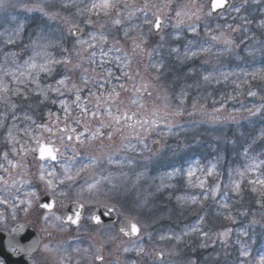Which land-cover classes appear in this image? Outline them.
<instances>
[{
    "label": "rangeland",
    "instance_id": "rangeland-1",
    "mask_svg": "<svg viewBox=\"0 0 264 264\" xmlns=\"http://www.w3.org/2000/svg\"><path fill=\"white\" fill-rule=\"evenodd\" d=\"M262 1L248 0L241 13L230 11L218 20L207 15L208 0H112L116 8L111 9L108 16L102 12L97 15L80 11L92 0H71L67 8L63 6L67 0L0 2V76H3L2 68L14 67L11 53L18 54V63L32 54L21 49L35 37L37 26L45 22L50 28L49 33L61 35L60 30H63V43L49 49L51 56L55 59L66 57L69 63L66 66L57 64L51 76L41 73V84H54L67 76V86L71 88L75 84L81 89V98L89 109L96 103L95 97H89V92L99 95L103 91L107 95L115 87L119 95L108 101L114 114L126 111L135 114V121L155 120L154 125L145 126L147 132L135 122L134 127L123 122L116 131L111 118L103 115L102 107V117L89 116L88 130L85 131L83 123H73V117L79 112L75 105H71L75 100V89L66 91L62 97L49 93L50 98L45 100L39 92L33 91L35 85H17L11 76H3L9 92L0 93V199L6 201L0 203V231H9L19 222L35 229L42 237V247L33 258L36 264H99L97 255L103 257L104 264H161L152 262L155 252H163V264H189L190 261L195 264H246L251 256V242L244 238V233H264V186L250 183L258 177L264 178V143L260 148L264 140L261 138L264 118H248L246 112L237 113L234 109L264 103L261 99L264 97V28L261 27L264 8L258 6ZM146 2L156 5V11L148 9L147 16L145 12L137 11ZM240 3L242 0H236L234 7ZM37 6L46 12L58 13V18L49 20ZM177 11L181 13L179 18L176 17ZM128 12L133 15L129 17ZM154 14L165 19V27L163 34L152 40L150 31ZM116 18L121 20L119 25L113 23ZM146 18L151 23H145ZM88 19L93 21L91 25L87 24ZM35 20L38 24L33 27ZM19 24L24 26L20 37L16 38L15 44L6 45L4 41L8 34ZM191 25L196 26V33L190 31ZM237 26L241 31H232ZM73 27L84 30L81 39H88L89 33L107 36L104 49H114L105 58L108 63L100 66L99 42L95 48V64L81 60V55L88 57L93 49L86 52L81 49L80 55L75 50L71 54L63 51L72 50L74 46L80 48L77 39L69 36ZM221 33L234 44L226 46L211 40L212 35L220 36ZM194 36L199 44L211 45V51L188 60L169 55L171 47L183 51ZM227 47H231V51H227ZM116 48L120 51H115ZM157 55L161 59H157ZM116 56L121 60L117 61ZM173 59L178 61V67L186 77L194 80L188 81L194 84L182 86L175 97L165 75L169 61ZM77 63L81 67L73 68L72 65ZM85 68L88 69L86 73ZM105 68H111L113 76L111 82L100 89L99 83L107 75ZM125 72L128 75L125 76ZM197 72L200 79L195 82ZM221 73L228 74L227 79ZM253 73L255 78L250 75ZM205 75H209V80L203 79ZM181 76L180 82L183 83L186 79L183 73ZM86 77L94 78L96 86ZM121 84L123 88L119 87ZM17 87L21 92L12 94V89ZM249 90L256 91L257 96H248ZM191 91L194 94L191 95ZM59 99L70 104L67 119ZM101 119L105 121L104 127H101ZM66 125L75 127L76 133L61 132ZM97 128L100 133L91 136ZM9 129L12 130L11 138ZM79 133H84L80 138L83 142L76 139ZM137 133L141 134L143 143L138 140ZM217 134L221 135L224 144H228V149L223 151L221 160L213 168V165L199 163L195 157H200L197 150L203 151L208 143L214 145L212 137ZM68 135L73 136L72 140H68ZM220 138L214 139L220 141ZM40 143H52L59 150L61 162L57 166L41 165L33 157ZM129 143L135 152L124 147ZM155 143L160 144L158 151L153 149ZM4 153L8 154L7 159ZM109 156L113 157V163L108 162ZM93 158L95 163H92ZM129 158L133 163H127ZM253 158L261 166L258 170H247ZM117 159L119 163L115 162ZM63 165L70 167L72 180L64 179ZM190 167L196 169L191 184L187 176ZM172 168L182 169L181 175L166 181L170 186L159 188L160 176ZM79 169L83 170L76 175ZM209 169H212V175L207 174ZM48 172L55 175L50 177ZM241 172H244L243 176L239 174ZM42 175L44 179H41ZM49 179L53 181L52 187L48 186ZM179 180L185 184V193L176 190ZM201 180L204 181L203 188L194 186ZM209 184H212L210 189ZM89 185L93 187L89 188ZM195 189L199 190L197 195L192 194ZM155 191L169 198L174 194L175 197H196L198 208L190 201L177 202L179 222L163 232L161 221L167 217L154 221V216L149 215L155 211ZM44 195H51L56 201L55 212L45 214L38 209V200ZM73 202L82 204L87 214L99 206L112 207L120 219L128 218L138 223L141 236L136 241L125 242L115 229L89 230L88 219L80 228L72 229L64 225L61 218ZM219 202L223 204L221 211L216 210ZM201 217L203 221H200ZM193 225H198L208 236L191 232ZM160 236L165 239L161 240ZM169 236H180V239H169ZM141 243L144 251L138 252ZM242 246L249 251L248 257H241ZM125 247L129 251L125 252Z\"/></svg>",
    "mask_w": 264,
    "mask_h": 264
},
{
    "label": "snow or ice",
    "instance_id": "snow-or-ice-1",
    "mask_svg": "<svg viewBox=\"0 0 264 264\" xmlns=\"http://www.w3.org/2000/svg\"><path fill=\"white\" fill-rule=\"evenodd\" d=\"M248 0H242V3H240L239 5L232 7L231 11L234 13H241L242 9L244 8V6L247 4ZM254 2H257V0H254ZM71 3V0H67L66 3L63 4V6L65 8H67L69 6V4ZM233 3V0H208V7L210 9V11H208L207 15L209 17H211L213 15V13H215L217 10L223 9L225 11H227L228 9L226 8V5H231ZM39 11L45 16L47 17L49 20H55L58 18V13L52 12H46L45 9L43 7L37 6ZM128 6L125 5V8H127ZM153 7H156L155 4H149V3H145L144 7L142 9H137V11H142L145 12V16H147V10L151 9ZM116 8V3L112 2V0H92V2L90 3L89 6H86L85 8L81 9V12H86V13H94V14H99L100 12H102L105 16L109 15V12L111 9H115ZM131 15H133L132 12H128V16L130 17ZM155 15V14H154ZM117 16H119V12H117ZM176 17L179 18L181 17V13L179 11H177L176 13ZM200 17L197 16V19H199ZM65 22H67V17L64 18ZM87 24L91 25L93 23V21L91 19H88ZM246 23H251V21H245ZM114 24L119 25L121 23V20L119 18L114 19L113 21ZM145 23H151V21H148L147 18L145 19ZM161 26V21H160V17L156 16V20H155V27L156 28H160ZM176 27H179V23L176 25ZM228 27H232L231 25H228ZM261 27L264 28V22H261ZM23 24H19L15 29H13L7 36L6 41H4V43L6 45H12L16 43V38L20 37L21 32L23 31ZM245 31L247 29H244ZM61 35H56L55 33H49L46 30H40L36 33L34 38H30L28 44H26L21 51L23 52H31L32 54L28 56L27 59H24L22 63H18L16 61V57H17V53L13 52L11 53V57H12V63L14 64V67L11 68H2L3 71V76H11L12 81L14 83H16L17 85H35V88L33 89V91H37L40 93L41 96H43V98L45 100L49 99V93H55L57 94V97H62L64 96L65 92H71L73 91V89H75V100L71 101V105H75V107L77 109H79V112L77 114V116L73 117V123H75L76 125H80L81 123H83L85 131L88 130V126H89V119L88 117H94V118H101L102 117V112H101V108L103 107L104 112L103 115H106L108 117L111 118V120L114 122L115 125H119L121 123V115H116L114 114L108 106V101L109 100H114L116 96L119 95V93L116 91V88L113 87L111 89L110 92L107 93V95H105V93L103 91H101L99 93V95H97V93L95 92H89V97H95V105L92 109H89L86 106V101L82 100L80 92L81 89L78 88L75 84H73L71 86V88H69L66 84V81L68 79L67 76H65L63 79H59L57 80L54 84H50V83H45V84H41V73L45 74V76H51L53 74L54 68L57 64H64L65 66L69 63V60L65 57L64 59H55L51 56L49 49L51 48H56L62 45L63 43V30L61 29ZM70 32H78L79 28H71L69 30ZM190 31L192 33H196L197 32V28L195 25H191L190 26ZM232 31L237 32V31H241V27L237 26L235 28H232ZM127 35V33H125ZM223 33L220 34V36L217 35H212L211 36V40L215 41V42H222L224 45L226 46H231L234 44V41L228 38H223ZM107 41V36H105L103 33H89V38L88 39H80L76 41V44L80 46V48H74L72 50L70 49H63L64 52H68L69 54H71V51L75 50L77 52L78 55H80L81 49L86 52L88 49H93V51L91 52L90 56L88 57H84L83 55H81V60H87L90 61L91 63L95 64L97 63V51L95 50L96 48V44L99 42L101 43V47L99 49V56H100V66H103L104 64L108 63V61L105 59L106 57L109 56V54H111L114 49L113 48H108V49H104L103 47V42ZM86 46V47H85ZM211 45L205 47L201 44L198 43L197 38L194 36L191 40H189L187 42V46L183 49V51L180 48H176V47H171L169 49V55H175V57L178 60H188V59H192V58H196L198 57L201 53H208L211 51ZM227 51H231V47H227L226 48ZM115 51L119 52L120 49L116 48ZM262 51H264V49H262ZM39 58V59H38ZM115 59L117 61L121 60L120 56H116ZM7 63V61H6ZM73 68L79 69L81 67V65L79 63L77 64H73L72 65ZM88 71V69H84V72L86 73ZM104 71L106 72V76L103 78V82L99 83V88L103 89L107 86V84H109L111 82V78L113 76L112 70L111 68H105ZM124 75H128L127 72L124 73ZM222 76H224L225 79H227V75L225 73H221ZM253 76V78H255V73L250 74ZM3 76H0V93H4L7 94L9 92V87L8 84L4 82L3 80ZM86 80L90 79L91 82L93 83L94 86H96V81L94 78H85ZM116 79H119V77H117ZM203 79L205 81L209 80V75H205L203 77ZM119 87L123 88L124 85L121 84L119 85ZM137 91H139V89H137ZM21 92V89L19 87L12 89V94H19ZM257 92L256 91H252L249 90L247 95L250 97H256L257 96ZM2 98V97H0ZM262 100H264V97L261 98ZM56 102V101H54ZM61 105V107L63 108L66 116L65 119H67V114L69 113V109H70V104L68 101L64 100V99H59L58 101ZM90 102V101H89ZM135 103V101H133ZM13 107H15V105H13ZM235 112L240 113V112H246L248 114V118L251 117H262L264 118V103H260V104H252L250 106H246V105H242L241 108L239 109H234ZM122 116L125 118L126 121H133L135 118V114L129 115L127 112H123ZM233 119H235V117H233ZM101 123V127L105 126V121L103 119L100 120ZM135 124H139L141 128L144 129L145 132L148 131V128H146L145 126H152L155 124V120L153 121H149L147 119L143 120V121H135ZM135 124L130 125L132 127L135 126ZM111 126V125H108ZM48 131H51V129L49 128ZM61 132H70L72 134L76 133V128L75 127H71L69 125H66V127L64 129L60 130ZM169 131H171V127H169ZM27 133V130H26ZM100 133V128H97L95 130V132L91 133V136H96ZM8 135L11 138L12 137V130L9 129L8 131ZM84 133H79L76 135V139L80 142H83L80 140L81 136H83ZM137 138L138 140L143 143V138L141 136L140 133H137ZM68 140H72L73 136L72 135H68ZM261 138H264V131L261 132ZM146 146V145H145ZM126 149H131L133 152H135V148L129 143L127 145L124 146ZM13 151L15 152L16 149L15 147L13 148ZM58 152V149L52 148V147H41L40 149V157L43 159L45 156L50 157L51 159L55 160L57 158L56 153ZM158 155V153H157ZM8 154L4 153V158L7 159ZM69 161L72 159L71 157L68 158ZM95 159H92V163H95ZM108 162L109 163H113V157L109 156L108 157ZM115 162L119 163V159H117ZM9 163H11V161H9ZM127 163H133V160L131 158H129L127 160ZM13 167H15V165H12ZM260 164L255 163V159L253 158V163L251 165H249V168L247 170H258L260 168ZM0 167H2V165H0ZM63 172H64V179L65 180H72L73 179V175L71 173V169L70 167H68L67 165H63ZM85 168L89 167V165H84ZM215 166L213 165V168ZM6 170V169H5ZM83 170V169H79L76 172V175H79V172ZM195 171L196 169L194 168H189V170L187 171V176L189 177V183L191 184V178L195 175ZM182 173V169L179 168H172L169 171L164 172L161 176H160V184H159V188H164V187H168L170 185H168L166 183V181H171L174 177L181 175ZM208 175H212V169L208 170ZM241 176L244 175V172L239 173ZM55 173L54 172H48V176L52 177L54 176ZM45 177L42 175L41 179H44ZM61 183H63L64 181L61 180ZM48 186L52 187L53 186V181L52 179L48 180ZM250 183H254V184H258L261 186H264V178H257L254 181H250ZM194 186H198L200 188L204 187V181H199L198 185H194ZM93 187V185H89V188ZM219 186H217L218 188ZM236 189H239V184H236ZM256 189L253 188V191H255ZM215 192H213V196H215ZM30 195H35L34 193H30ZM207 198V197H205ZM177 201L181 202V203H187V202H191L192 204H196L197 203V198L196 197H186V196H177ZM6 201L3 199H0V203H5ZM44 208L47 209H51L52 208V204H45L43 205ZM45 219H48L47 217H45ZM55 219H60V217H55ZM79 219V214H74L73 216H67L66 217V222L70 221L72 224H76L78 222ZM96 220H99V217H96ZM200 221H203V217L200 218ZM120 232L123 233L125 236H137L140 233L141 230V226L138 223L132 222L131 220L125 219L121 222V226H120ZM190 231L193 233H200L201 236L203 237H207L208 233L207 232H202L200 227L198 225H193L190 227ZM225 236L227 235V233L224 234ZM244 235H247V233H244ZM169 239L175 238L177 240L180 239V236H169ZM161 240H164L165 237L164 236H160ZM203 246V245H202ZM124 251L127 252L129 251V249L127 247L124 248ZM137 251L138 252H143L144 248L142 246V243L137 247ZM156 255L161 257V264H163V252H159L156 253ZM241 257H248L250 255L249 251L247 250L246 247L242 246L241 252H240ZM97 260H103V257L100 255L96 256ZM189 264H195L194 261H190ZM258 264H264V255H261L258 259Z\"/></svg>",
    "mask_w": 264,
    "mask_h": 264
},
{
    "label": "trees",
    "instance_id": "trees-1",
    "mask_svg": "<svg viewBox=\"0 0 264 264\" xmlns=\"http://www.w3.org/2000/svg\"><path fill=\"white\" fill-rule=\"evenodd\" d=\"M38 24V22L35 20L33 22V27ZM38 31L40 30H46L47 32L50 31V28H48L47 24L45 22H41V24L39 26H37ZM170 65L167 66V71L168 73L166 75L167 81L170 82V84L172 85V90L171 92L173 93V96L175 97L177 93H180V91L182 90L183 87L189 86L191 84L194 83H189L188 81L194 82V80H191L192 78L186 77V73L182 70L179 69L177 62L175 63V61H169ZM182 71V72H181ZM182 73L184 74V79H186V81H184L183 83H181L180 81L183 79L182 78ZM199 72L196 73V76H198ZM186 77V78H185ZM198 79L199 76L197 77L196 81H199ZM179 80V82H178ZM183 86V87H182ZM192 91L190 92V94L192 95ZM194 94V93H193ZM220 134H217V136H215L214 138H220ZM212 137V140L214 142V145L211 146L210 143H208V146L205 145V149H203V151H198L200 157H195V159L198 160V162H203L206 163L208 165H216L219 160H221V157L223 156V151L228 149L226 148L227 145L226 143L224 144L222 142V138H220V141H215ZM226 142V141H225ZM264 143V140L261 141L260 144V148L261 145ZM242 150H244V146H242ZM247 149V148H245ZM216 160V163L215 161ZM178 186L176 188V190L179 193H185L186 189H185V184L183 182H181L179 180ZM212 184L208 185V189L212 188L211 187ZM155 187V186H154ZM167 194H169L168 192H166ZM199 193V190L195 189L194 191H192L193 195H197ZM176 194H174L173 198H169L166 197L165 195H163L161 192L159 191H155L154 192V204L153 206H155L153 213H150V216H154V221H157L158 219H162V217H167L165 220L161 221V227L163 228V231L166 232V228H170V227H174L176 226V224L174 223H178L179 220L178 215L180 217V212L177 211V199L175 197ZM199 205V204H198ZM198 205L196 204V207L198 208ZM235 206V204H234ZM233 206V209H234ZM198 209H196L197 211ZM216 210H223V204L222 202H219L218 205H216ZM227 217V216H226ZM225 217V219H226ZM219 219H222V216H220ZM244 238H246L249 242H251V246H250V253L251 256L249 258V260L247 261L246 264H258V259L261 255H264V233H258V234H248L246 236H244ZM200 260V259H199ZM220 264V263H217Z\"/></svg>",
    "mask_w": 264,
    "mask_h": 264
},
{
    "label": "water",
    "instance_id": "water-1",
    "mask_svg": "<svg viewBox=\"0 0 264 264\" xmlns=\"http://www.w3.org/2000/svg\"><path fill=\"white\" fill-rule=\"evenodd\" d=\"M231 5H226V8L228 9L227 11L220 9V10H217L215 13H213L212 16L214 18L221 17V15H223L224 13L229 11ZM155 20L153 22L152 34L154 36H159L162 33L164 22L160 18L161 26H160V28H156L155 27ZM81 34H82L81 29H79L78 32H74V33L70 32V35L72 37H75V38L80 37ZM41 147H51V145H45V144L40 145V148L38 149V155L37 156L41 162H46V161L50 160V161L56 163L59 161L60 157L57 153H56L57 158L55 160L51 159L48 156H45L42 159L40 157ZM153 149L155 151H158L160 149V144H158V143L154 144ZM45 204H52V208L51 209L44 208L43 205H45ZM39 205H40V208H42L46 211H49V212L53 211L55 208L54 201L50 197H45L44 199H42L40 201ZM77 213L79 214V219H78V222L76 224H72L70 221L66 222L67 216H73L74 214H77ZM81 217H82V207L79 206L78 204H72L70 206V208L65 212L64 217H63V221L65 223L72 224L74 227H77L80 223ZM96 217H99L98 221L96 220ZM93 221L96 225L105 224V223H115L117 221V216H116L113 209L106 208V207H100L94 213ZM120 226H121V223H120ZM121 234L124 235L123 233H121ZM139 235H140V233L137 236H132V237L125 236V235L124 236L127 239H136ZM40 244H41V239H40L39 235L36 234L35 232H33L31 229H29L24 224L16 225L14 227V229L12 230L11 234L0 232V262H4L5 264H28L27 263L28 259H30L32 257V255L38 251ZM11 248H16L20 252L21 255L17 256L16 259H13L9 255V250ZM153 261H155V262L161 261V257L154 254L153 255Z\"/></svg>",
    "mask_w": 264,
    "mask_h": 264
},
{
    "label": "flooded vegetation",
    "instance_id": "flooded-vegetation-1",
    "mask_svg": "<svg viewBox=\"0 0 264 264\" xmlns=\"http://www.w3.org/2000/svg\"><path fill=\"white\" fill-rule=\"evenodd\" d=\"M235 1L236 0H233V3H232V5H231V8H230V10L226 13V14H228L230 11H231V9H232V7H234V5H235ZM258 6H262L263 8H264V0L262 1V4L261 3H259L258 4ZM257 6V7H258ZM151 12H154V11H156V8H154L153 10H150ZM225 15V14H224ZM156 16H158L157 14L156 15H154V18L156 17ZM115 36H116V34H115ZM126 112V111H125ZM122 113L123 112H121V111H117V113H116V115H121V123L119 124V125H115V130L117 131V130H119L121 127H122V123L124 122V123H126L127 121L125 120V118L122 116ZM128 113V112H127ZM129 114V113H128ZM130 115V114H129ZM142 118H140V120H141ZM134 123H132L131 125H133ZM129 127H130V125H129ZM33 157H35V155L33 156ZM28 160H29V158H27ZM47 164V163H46ZM96 209L97 208H95V209H93L91 212H89L88 214H87V211H86V209H85V207H83L82 206V217H81V221H80V226H82V225H84L85 223H86V219H88V229L89 230H101V229H106V228H110V229H115L117 232H118V234H119V223L117 222V223H114V224H111V223H108V224H105V225H100V226H97V225H95L94 224V222H93V215H94V213H95V211H96ZM80 226L78 227V228H80ZM77 228V229H78ZM120 236V235H119ZM121 237V239L122 240H124L125 242H129V241H127L126 239H124L122 236H120ZM12 254L13 255H15L16 254V252L15 251H12ZM103 262V260H100L98 263L99 264H104V263H102Z\"/></svg>",
    "mask_w": 264,
    "mask_h": 264
}]
</instances>
